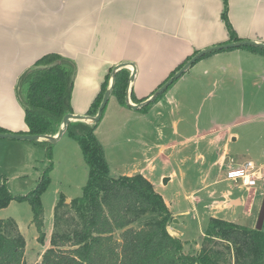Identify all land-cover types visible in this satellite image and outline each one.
<instances>
[{"label":"crops","instance_id":"crops-1","mask_svg":"<svg viewBox=\"0 0 264 264\" xmlns=\"http://www.w3.org/2000/svg\"><path fill=\"white\" fill-rule=\"evenodd\" d=\"M222 8V0H0V128L12 133L28 131L23 109L15 97V85L26 69L49 53L58 54L76 64L71 93L72 114L86 115L108 70L120 63L135 65L136 74L131 91L139 100L147 98L172 71L195 52L228 43L229 38L220 16ZM228 19L239 39L264 43V0H228ZM221 55H224L222 59L228 63L237 58L244 61L245 66H240V69H244L242 73L246 74L239 78L241 92L245 93L248 87L260 88L258 90L264 88V55L240 48L224 50L200 59L190 69L194 66H216L220 64ZM128 70L131 73V69ZM228 70L225 68L222 72L227 73ZM230 77L226 79V84H230ZM258 97L255 103L264 102V99L259 97L258 100ZM111 99L112 96L109 102ZM254 99L252 97L249 101L250 106H254ZM123 108L118 106V109ZM246 114L225 128L231 130L229 127L251 120H262L264 123V108ZM182 122L183 120H170V123L158 120L159 127L156 129L160 131L164 127L169 132L166 136L156 135L154 141H158L157 143H153L152 139L143 142L145 151L141 150L142 153L138 158H133L130 165L137 169L133 170V174L140 173L152 183L155 173L171 167L173 161L176 165L179 164L183 184L185 175L198 168L189 162V171L184 173L180 166L183 167L190 159L185 154L191 151L196 157L193 162L195 164L205 158L199 151L200 145L193 146L198 143H204L203 152L209 153L216 149L221 151L207 169L221 163L226 157L240 162L252 161L254 164L253 160H260L258 154L248 146L241 149L234 147L241 138L236 132L219 130L214 125L208 131L189 137L184 136L186 133ZM149 123L142 138L152 130L153 123ZM261 132L258 129L251 135H256L253 138L259 140ZM65 135L66 133L62 138ZM2 140L27 142L0 139ZM15 147L24 150L28 148ZM152 152L155 155H151ZM27 156L26 165L33 155L30 152ZM150 157L156 160L152 172L144 166V161ZM136 159L139 160L134 162ZM259 162V167L264 168V162ZM170 174L167 178L164 174L159 176L165 186L176 178L174 169H170ZM249 191L247 190L249 194L245 197L229 198L233 194L226 190L222 194L229 198L227 201L230 209L226 212L242 207L249 213L256 197L254 190ZM161 196L174 222L179 212H173L171 205ZM191 199L192 203H198V196ZM206 207L209 206L204 208ZM212 217L219 218L216 215ZM180 236L182 233H179Z\"/></svg>","mask_w":264,"mask_h":264},{"label":"trees","instance_id":"trees-1","mask_svg":"<svg viewBox=\"0 0 264 264\" xmlns=\"http://www.w3.org/2000/svg\"><path fill=\"white\" fill-rule=\"evenodd\" d=\"M222 1L220 16L228 43L246 41L237 37L228 19V0ZM240 49L264 55V50L257 47L244 46ZM218 52L221 51L209 53L201 59ZM197 53L184 60L158 88ZM55 62V66L48 67ZM76 69L74 61L49 53L18 77L15 97L23 109L28 131L17 134H57L63 117L72 113V76ZM111 70L106 74L86 115L96 114ZM129 76L128 69L119 70L112 90V96L123 106H126L125 92ZM130 96L135 103L149 97L136 100L132 91ZM150 105L140 111H146ZM97 126L72 122L67 127L66 134L79 145L82 152L88 180L82 189V196L72 200L70 210L63 213L66 222L64 229L60 225L62 217L58 218L54 212L55 230L50 237V246L36 264H264L263 230L210 217L198 249L194 244L171 236L168 226L173 221L172 215L154 185L142 174L110 175L103 147L95 136ZM0 133L12 132L0 128ZM33 143L45 148L48 164L35 188L26 194L13 195L7 179L1 176L0 209L7 207L11 201L28 202L33 213L32 223L39 234V241H43L40 196L50 181L53 144ZM24 248L25 240L15 222L0 219V264H23Z\"/></svg>","mask_w":264,"mask_h":264},{"label":"rangeland","instance_id":"rangeland-1","mask_svg":"<svg viewBox=\"0 0 264 264\" xmlns=\"http://www.w3.org/2000/svg\"><path fill=\"white\" fill-rule=\"evenodd\" d=\"M223 57L224 55H221L220 64L216 66H194L175 80L164 95L156 102L153 101L146 111H133L127 106L120 105L112 96L106 106L105 115L98 123L95 132V136L103 147L111 176H121L125 173L129 174L123 176L140 174H133V170L137 169L130 165L133 158H138L140 153L145 151L143 142L152 139L153 143H157L158 141H154L156 135L158 137L159 134L166 136L169 132L168 128L164 127L160 131L156 129L159 127L158 120L169 123L170 120H183L182 126L186 133L184 136L189 137L208 131L214 125L218 126L219 130L236 132L241 138L234 144V147L241 149L248 146L251 151L257 153L260 160L253 161L256 163V168H259V161L264 162L262 159L264 158V125H262L264 123L262 120L239 123L229 127L231 130L226 129L225 126L239 121L237 119L246 116V113H255L257 109L262 110L264 102L255 103V100L258 97L256 95H259L257 93L264 92V88L258 90L260 88L248 87L245 93L241 92L239 78L242 74L246 75L242 73L244 69H240L245 66L244 61L242 58H237L228 63L222 59ZM220 65L222 67H218ZM225 68L229 69L227 73L222 72ZM228 76H231L230 84H226ZM252 97H255L254 106H250L249 103ZM259 97L264 99V94H260ZM136 100L139 99L136 98ZM116 105L125 108L118 109ZM149 122L153 123L152 130L145 138H142L143 132L150 125ZM258 129L262 131L259 140L253 138L256 135H251ZM219 130H217L218 133ZM166 142L168 143V141ZM189 144L188 148L190 149L192 144ZM199 145V151L204 154L205 158L201 161L198 160L195 164L193 162L196 157L193 156V153L189 151L185 154L190 159L184 161L183 167L180 166L184 173L189 171V162L198 168L193 173L185 175L183 184L180 180L179 164L176 165L173 161L171 167L160 169L152 178L156 191L163 195L171 205L173 212H179L175 221L169 223V234L194 244L197 249L200 248L201 236L208 220L214 215L248 228H255L264 196V180L258 181L256 187L250 189L254 190L256 197L254 206L249 213L242 207L226 212L230 209L227 201L229 198L245 197L250 191L247 192L244 188L237 190L224 182L223 168H220L218 164L207 169V166L217 159L221 151L216 149L209 153L203 152L204 143L193 146ZM15 146H27L28 148L27 150L17 149ZM30 152L33 155L32 160L26 165L27 154ZM152 157L144 161V166L149 172L154 170L156 163L155 158ZM138 160L136 159L134 162ZM52 163L48 187L40 196L43 212V241H39V234L32 223L33 213L28 202L11 201L7 207L0 209V219H12L25 240L23 264H36L40 261L42 254L50 246V237L55 230L54 212L58 218L62 217L60 225L64 229L66 222L63 213L70 210L72 200L82 196V189L88 180V170L79 145L67 134L56 144H53ZM47 164L45 148L42 146L30 142L0 141V176L7 179V185L13 195L26 194L34 189ZM201 164L205 166H201ZM159 166L161 167V164ZM170 169H174L176 178H173L172 182L165 186L163 179L159 176L160 174H164L166 178L171 176ZM209 184L211 186L206 187ZM226 190L230 191L233 196L224 197L222 194ZM197 196L198 203H192L191 198H197ZM205 206L209 207L204 208ZM262 230L264 231V221ZM179 233H182V236L179 237Z\"/></svg>","mask_w":264,"mask_h":264},{"label":"water","instance_id":"water-1","mask_svg":"<svg viewBox=\"0 0 264 264\" xmlns=\"http://www.w3.org/2000/svg\"><path fill=\"white\" fill-rule=\"evenodd\" d=\"M244 46H253L264 50V43H259L255 41H240V42H232L223 45L213 46L204 50L199 51L196 55H194L190 60H188L168 81H166L160 88H158L150 97L140 103H133L131 100V85L133 83L135 74H136V67L133 63H120L114 66L110 72V79L106 91L102 97V100L99 104L98 110L94 116L88 115H76V114H66L61 122V126L56 135H28V134H17V133H9V134H2L0 133V139H7V140H17V141H27V142H47L50 144H56L62 136L66 133L67 127L72 122H83L89 125H96L100 122L103 111L106 108L110 97L112 96V90L115 83V76L117 72L121 69H131V73L128 79V85L125 92V104L127 107L132 109L133 111L140 110L145 106L152 103L157 96L162 94L172 83L180 78L183 74H185L194 64L196 61L201 59L203 56L215 52V51H222L228 49H237ZM56 65L55 63L50 64L48 67H53ZM74 76H72V80H74ZM68 201V200H66ZM264 221V196L261 203V207L258 213L255 230H262Z\"/></svg>","mask_w":264,"mask_h":264},{"label":"built area","instance_id":"built-area-1","mask_svg":"<svg viewBox=\"0 0 264 264\" xmlns=\"http://www.w3.org/2000/svg\"><path fill=\"white\" fill-rule=\"evenodd\" d=\"M217 164L223 168V181L237 189L250 190L256 187L258 181L264 180V168H256L252 161L240 162L226 157Z\"/></svg>","mask_w":264,"mask_h":264}]
</instances>
